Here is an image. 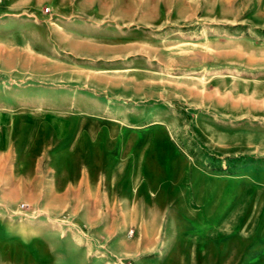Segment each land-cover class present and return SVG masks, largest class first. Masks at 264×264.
Segmentation results:
<instances>
[{
  "label": "rangeland",
  "instance_id": "rangeland-1",
  "mask_svg": "<svg viewBox=\"0 0 264 264\" xmlns=\"http://www.w3.org/2000/svg\"><path fill=\"white\" fill-rule=\"evenodd\" d=\"M0 264H264V0H0Z\"/></svg>",
  "mask_w": 264,
  "mask_h": 264
}]
</instances>
